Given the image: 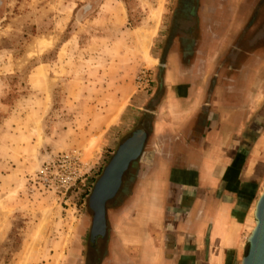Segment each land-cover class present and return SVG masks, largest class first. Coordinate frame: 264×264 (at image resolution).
Wrapping results in <instances>:
<instances>
[{
  "label": "rangeland",
  "instance_id": "obj_1",
  "mask_svg": "<svg viewBox=\"0 0 264 264\" xmlns=\"http://www.w3.org/2000/svg\"><path fill=\"white\" fill-rule=\"evenodd\" d=\"M175 1L0 0V264H85L87 195L154 104Z\"/></svg>",
  "mask_w": 264,
  "mask_h": 264
},
{
  "label": "crops",
  "instance_id": "obj_2",
  "mask_svg": "<svg viewBox=\"0 0 264 264\" xmlns=\"http://www.w3.org/2000/svg\"><path fill=\"white\" fill-rule=\"evenodd\" d=\"M165 35L153 167L107 261L240 264L264 184V0H176Z\"/></svg>",
  "mask_w": 264,
  "mask_h": 264
},
{
  "label": "flooded vegetation",
  "instance_id": "obj_3",
  "mask_svg": "<svg viewBox=\"0 0 264 264\" xmlns=\"http://www.w3.org/2000/svg\"><path fill=\"white\" fill-rule=\"evenodd\" d=\"M259 8L256 5L252 9L251 18L257 16ZM154 104H149V109L144 110L142 113V119L140 120L137 128L131 133L127 134L117 146L115 152L107 161V163L101 168L100 174L92 186L91 191L87 195V212L89 219V232L87 237V256L85 264H110L109 260L113 245L112 242L115 239L114 225L120 221V216L123 210L131 206V199L134 198L136 191L144 183L153 167V151L149 150L148 142L150 141L151 131L153 129L152 124L154 121ZM144 135V142L141 148L139 156L129 163L127 169L123 173L121 184L114 195V197L105 203L104 207V226L101 227L99 222L100 216L98 209L91 206V199L93 191L98 181L105 174L108 166L116 156L120 147L128 140L134 138V140ZM133 142V141H132ZM98 213V215H97ZM98 217V219H97Z\"/></svg>",
  "mask_w": 264,
  "mask_h": 264
},
{
  "label": "water",
  "instance_id": "obj_4",
  "mask_svg": "<svg viewBox=\"0 0 264 264\" xmlns=\"http://www.w3.org/2000/svg\"><path fill=\"white\" fill-rule=\"evenodd\" d=\"M143 142L144 135H141L135 140L133 138L124 143L103 177L96 184L91 199V206L96 208V210L98 209L101 227L104 226L103 212L105 203L116 194L121 184L123 173L129 163L139 156ZM253 219L254 227L247 239V251L240 264H264V184L261 194L254 205Z\"/></svg>",
  "mask_w": 264,
  "mask_h": 264
},
{
  "label": "bare ground",
  "instance_id": "obj_5",
  "mask_svg": "<svg viewBox=\"0 0 264 264\" xmlns=\"http://www.w3.org/2000/svg\"><path fill=\"white\" fill-rule=\"evenodd\" d=\"M138 33L141 35V37L142 36H144V40H145V38H146V40H147V38H148V35H147V33H145V32H143V31H138ZM45 44V43H44ZM41 45V44H40ZM44 46V45H43ZM46 46V45H45ZM42 49V48H41ZM142 50H143V54H144V59L148 62V64H152L153 63V59L152 58H150L149 56H148V54H147V50H148V47H147V45H146V42H144L143 44H142ZM95 141H97V138L90 144V146L86 149V152L88 153V152H91V148H93V146H95L94 145V143H96ZM94 149V148H93ZM96 149V148H95ZM253 212H254V208H253V210L250 212V215H251V221H252V223H253V225H254V219H253Z\"/></svg>",
  "mask_w": 264,
  "mask_h": 264
}]
</instances>
